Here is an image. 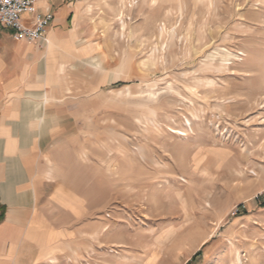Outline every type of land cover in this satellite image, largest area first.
I'll list each match as a JSON object with an SVG mask.
<instances>
[{"label": "rangeland", "instance_id": "374dc122", "mask_svg": "<svg viewBox=\"0 0 264 264\" xmlns=\"http://www.w3.org/2000/svg\"><path fill=\"white\" fill-rule=\"evenodd\" d=\"M68 1L56 264H264V0Z\"/></svg>", "mask_w": 264, "mask_h": 264}, {"label": "crops", "instance_id": "0c3cea01", "mask_svg": "<svg viewBox=\"0 0 264 264\" xmlns=\"http://www.w3.org/2000/svg\"><path fill=\"white\" fill-rule=\"evenodd\" d=\"M76 12L67 0H36L34 12L21 20L52 17L38 45L15 40L0 27V264L58 262L70 237L64 223L84 214L42 169L48 143L61 139L63 97L74 85L67 71L85 55L81 48L63 53L79 47L77 38L67 37L73 26L64 31Z\"/></svg>", "mask_w": 264, "mask_h": 264}, {"label": "built area", "instance_id": "2783aa9c", "mask_svg": "<svg viewBox=\"0 0 264 264\" xmlns=\"http://www.w3.org/2000/svg\"><path fill=\"white\" fill-rule=\"evenodd\" d=\"M36 0H0V27L12 32V38L31 44L44 42V33L51 21V16L35 17L24 23L21 16L34 12Z\"/></svg>", "mask_w": 264, "mask_h": 264}, {"label": "bare ground", "instance_id": "6f19581e", "mask_svg": "<svg viewBox=\"0 0 264 264\" xmlns=\"http://www.w3.org/2000/svg\"><path fill=\"white\" fill-rule=\"evenodd\" d=\"M122 1V3H124L125 2V0H121ZM133 2L135 1V0H132ZM120 28H121V34H122V36H124V33H125V31L127 30L126 28H127V24L124 22V21H121V24H120ZM162 33H163V31H162ZM162 36V35H161ZM124 38V37H123ZM161 40V39H160ZM164 48V47H163ZM82 51H84V52H86V54L89 52V46H85V47H83L82 48ZM154 56V55H153ZM225 57V56H224ZM92 63V62H91ZM150 63L152 64V65H154V59H151L150 60ZM222 64V63H221ZM209 66H210V64H209ZM211 67V66H210ZM224 67V66H223ZM96 69V68H95ZM156 100H157V98H155V96H151V97H149V101H152V102H156ZM172 126H176V123H173L172 124ZM188 127H190V126H188ZM170 130V129H169ZM176 131V130H175ZM169 132V131H168ZM140 158H142V160H140V162H144L145 160H146V158H145V156H143V155H141V156H139ZM94 238V237H93ZM90 239H92V237H90ZM71 250V249H70ZM72 252V251H71ZM110 253H112V254H115L116 252L115 251H113V250H111L110 251ZM155 258V257H154ZM47 259V254L45 253V254H43L42 256H40V258H39V261H45ZM66 261L67 262H70L71 261V259H70V256H67L66 258ZM50 261V263H52V264H56L57 263V261L56 260H54V259H51V260H49Z\"/></svg>", "mask_w": 264, "mask_h": 264}]
</instances>
